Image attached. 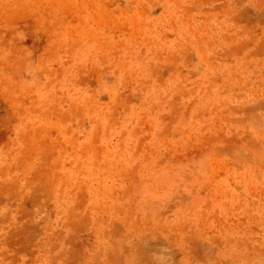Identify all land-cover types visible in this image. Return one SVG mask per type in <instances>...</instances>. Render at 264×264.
Segmentation results:
<instances>
[{"label": "rangeland", "instance_id": "1", "mask_svg": "<svg viewBox=\"0 0 264 264\" xmlns=\"http://www.w3.org/2000/svg\"><path fill=\"white\" fill-rule=\"evenodd\" d=\"M0 264H264V0H0Z\"/></svg>", "mask_w": 264, "mask_h": 264}]
</instances>
